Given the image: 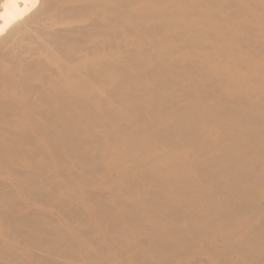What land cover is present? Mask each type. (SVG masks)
Wrapping results in <instances>:
<instances>
[{
    "label": "bare ground",
    "instance_id": "6f19581e",
    "mask_svg": "<svg viewBox=\"0 0 264 264\" xmlns=\"http://www.w3.org/2000/svg\"><path fill=\"white\" fill-rule=\"evenodd\" d=\"M0 264H264V0H0Z\"/></svg>",
    "mask_w": 264,
    "mask_h": 264
}]
</instances>
